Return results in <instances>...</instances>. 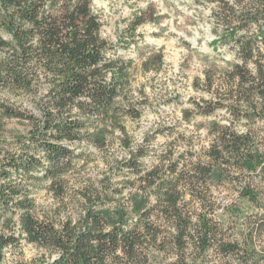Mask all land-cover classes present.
<instances>
[{
    "label": "trees",
    "instance_id": "16d2710c",
    "mask_svg": "<svg viewBox=\"0 0 264 264\" xmlns=\"http://www.w3.org/2000/svg\"><path fill=\"white\" fill-rule=\"evenodd\" d=\"M208 1L233 59L206 56L209 98L194 110L228 122L207 124L205 149L151 163L152 139L127 127L148 97L93 0H0V264H264V0ZM138 51L159 71L160 50ZM91 153L95 175L83 171ZM225 182L247 203L229 207L235 232L215 219ZM27 245L39 255L26 259Z\"/></svg>",
    "mask_w": 264,
    "mask_h": 264
},
{
    "label": "rangeland",
    "instance_id": "374dc122",
    "mask_svg": "<svg viewBox=\"0 0 264 264\" xmlns=\"http://www.w3.org/2000/svg\"><path fill=\"white\" fill-rule=\"evenodd\" d=\"M231 2L236 5L237 0ZM219 6L208 0H93L94 10L102 20L103 37L115 45L118 55L134 59L135 87L148 97L141 119L129 120L127 127L137 143H143L145 137L152 139L156 152L152 151L149 156L151 163H157L162 156L176 158L190 144L196 145L199 151L205 149L211 141L207 124L214 119L228 122L224 110L209 116L196 114L194 110V101L209 98V93L202 88L206 56L220 54L228 60L233 59L228 44L215 43L216 30H221L214 15V11H220ZM141 15L145 22L134 29L136 18ZM140 48L152 53L162 52L163 64L159 71L142 69ZM149 65L157 67L159 64L154 60ZM185 111L192 114L189 119ZM16 126L26 129L23 125ZM246 127V124H239L235 128L244 130ZM261 129L264 130L263 125ZM115 147L124 151L119 144ZM169 148H173L172 152L165 153ZM91 154L88 157L90 165L83 171L95 175L93 165L97 160L94 158L99 154ZM234 185L236 183L225 182L213 190L219 200L215 219L224 221L230 232L236 231L241 220L229 207L232 204L238 209L246 210L247 207L245 201L240 204L239 190ZM38 197L44 206L51 201L45 190H41ZM24 250L26 259L40 253L33 245H27Z\"/></svg>",
    "mask_w": 264,
    "mask_h": 264
},
{
    "label": "flooded vegetation",
    "instance_id": "af4514ba",
    "mask_svg": "<svg viewBox=\"0 0 264 264\" xmlns=\"http://www.w3.org/2000/svg\"><path fill=\"white\" fill-rule=\"evenodd\" d=\"M186 113V112H185Z\"/></svg>",
    "mask_w": 264,
    "mask_h": 264
}]
</instances>
